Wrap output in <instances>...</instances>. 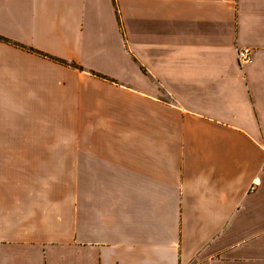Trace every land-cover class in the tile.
<instances>
[{
  "label": "crops",
  "instance_id": "crops-1",
  "mask_svg": "<svg viewBox=\"0 0 264 264\" xmlns=\"http://www.w3.org/2000/svg\"><path fill=\"white\" fill-rule=\"evenodd\" d=\"M0 264H264V0H0Z\"/></svg>",
  "mask_w": 264,
  "mask_h": 264
},
{
  "label": "built area",
  "instance_id": "built-area-1",
  "mask_svg": "<svg viewBox=\"0 0 264 264\" xmlns=\"http://www.w3.org/2000/svg\"><path fill=\"white\" fill-rule=\"evenodd\" d=\"M237 58L241 67L249 65L253 61L252 53L249 48H239L237 50ZM255 185H257V181H254L253 185H251V188L254 189Z\"/></svg>",
  "mask_w": 264,
  "mask_h": 264
}]
</instances>
